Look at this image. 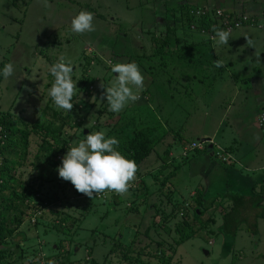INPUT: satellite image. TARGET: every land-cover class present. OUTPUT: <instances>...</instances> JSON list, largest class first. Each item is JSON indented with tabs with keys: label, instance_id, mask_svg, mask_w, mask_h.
<instances>
[{
	"label": "rangeland",
	"instance_id": "obj_1",
	"mask_svg": "<svg viewBox=\"0 0 264 264\" xmlns=\"http://www.w3.org/2000/svg\"><path fill=\"white\" fill-rule=\"evenodd\" d=\"M145 2L115 0V11L102 7L96 11L91 5L79 6L72 0H48L47 8L42 0H0V117L23 119L21 128L28 143L24 162L16 164L15 172L16 179L25 185L17 191L24 200L19 224L0 243V264H163L164 260L169 264H264V219L258 220V237L246 225L235 240L221 232L222 214L232 208L227 197L264 177L243 175L238 166L233 169L235 173L218 167L191 181L187 176L190 160L201 153L209 154L210 145L215 156L222 149L207 135L218 124L207 117L208 112L212 114L210 109L198 104V95L185 89L186 81L178 78L177 91H171L175 72L173 75L169 70L171 59L178 62L172 58L178 57L175 44L178 50L195 47L186 49L184 57H210L204 61L218 72L233 61L231 70L239 71L237 57H264V0L217 1L207 6L203 1L185 0L172 5L166 24L164 12L159 8L153 12L155 5L149 3L146 8ZM184 4L195 5L196 12L181 8ZM198 9L207 12L206 21L217 27L228 25L220 11L229 13L232 22L250 19L251 23L228 29V44L215 46L210 41L215 33L199 30ZM82 10L93 14L95 31L75 34L71 20ZM190 16L193 18L187 20ZM245 36L254 47L247 44ZM165 39L176 43L169 46ZM104 45L109 46L108 52ZM61 55L73 62L72 79L77 82L71 112L58 109L48 94L54 83L49 67ZM223 57L227 59L224 66L216 68L214 61H224ZM118 62H135L145 77V86L139 100L114 113L109 111L104 93L115 80L117 74L111 67ZM7 63L13 64L15 71L5 79L2 73ZM240 72L242 78L245 70ZM196 77L211 81L198 72ZM151 94L162 95L167 105L162 116L165 126L156 124V116H149L143 105L153 97ZM170 107L177 116L171 120ZM47 113H55L59 120L54 127L62 133L59 141L50 142L32 131L36 122L49 123ZM263 115L264 108L257 121L262 129ZM184 126L186 131L181 130ZM5 128L0 123V147L8 135ZM97 131L118 139L117 150L139 166L126 195L101 193L89 198L59 177L57 169L68 149ZM196 135L201 140H195ZM173 136L178 137L176 143L181 140L179 147L176 143L169 147ZM202 141L204 149L194 150L193 143ZM49 144L58 151L38 161L42 148ZM173 155L174 160L170 158ZM204 187L208 188L205 192ZM14 214L15 210L9 211L10 217ZM249 216L251 222L255 220L254 211Z\"/></svg>",
	"mask_w": 264,
	"mask_h": 264
},
{
	"label": "crops",
	"instance_id": "obj_2",
	"mask_svg": "<svg viewBox=\"0 0 264 264\" xmlns=\"http://www.w3.org/2000/svg\"><path fill=\"white\" fill-rule=\"evenodd\" d=\"M72 1L79 6H84L86 4L91 5V7H93L96 11L98 7L115 11V6H117V4H115V0H96L95 2L94 0H77V2L74 0ZM199 1H203L205 6H207L211 2H226L229 0ZM184 2L185 0H146L144 7L150 3L155 5V10L153 12L159 8L162 12H164L163 21L166 24L165 18H170L169 12L172 8V5ZM256 5L258 8L259 4L257 3ZM65 29H70V26H66ZM69 42L70 41H68L66 44ZM122 45L124 46V44ZM103 49L108 52L109 46L104 45ZM122 51L123 50H121L119 53H122ZM172 58H177L178 62H175L172 59L171 61L169 60V70L173 72V75L175 72V75L172 79L173 83L171 82V91H177L179 87L178 84L180 83L178 78H181V81H186V85L184 86L185 89L193 93L195 96L198 95V97H196L198 104L201 102L203 104L202 107L206 108L207 110L210 109L212 114L208 112L207 117L214 118L215 122L218 124V128L214 129L212 134H207L209 136L208 139H213L218 144V147L222 149L224 148V150L229 149L233 154V157L231 155L233 160L230 163H222L215 157L214 154H212L213 150L209 147V154L201 153L190 160V171L188 172L187 176L191 179V181L202 179L209 172L217 170L218 167L224 168L228 172L235 173L233 169L237 168L238 166L239 168L237 169L240 170L239 172L243 175L245 174L246 176L252 175V177H264V129L258 127L257 125L260 110L264 108V57H237L238 59L235 60L240 63L239 69L245 70L242 78L240 70L236 71L235 73L231 70V68L235 67V61H233L232 65L228 64V68L226 67L218 72L215 70L212 71V68H210V62L204 61L210 57H197L196 59L190 57ZM223 58L224 61H227L226 57ZM248 61H251V64L247 63ZM204 63H206L207 66H205ZM194 70L195 72L192 73ZM197 72L202 76L207 75L210 77L211 81L205 82L201 79H198V77H196ZM151 95L153 96V94ZM162 98V95H154L153 97L148 98V100H144L145 103H143V105L147 107L149 116H156L154 118L156 124L162 123L165 126L162 116L163 110L166 109L165 107L167 105L165 102L163 104ZM215 110L217 112V116L215 115ZM173 115L177 117L173 112L172 107H170V120L171 118H174ZM224 116L226 117L224 118ZM186 128L187 127L184 126L181 130L186 131ZM171 131L172 130H170V133ZM257 136L258 138H256ZM167 137L168 136L161 140V143L166 141ZM177 138L178 137L176 136L171 137V143H169V147L176 143L175 140H177ZM195 140L201 139L196 135ZM180 144L181 140L175 144V147H179ZM186 148L187 147L184 149ZM170 151L169 155H171ZM170 158L173 160L175 159L174 155ZM251 182L252 183L248 188H244V190L240 192L238 190L236 193H240L251 202L253 201L252 198L255 197L260 198V200L263 199L260 202V206L264 207V179ZM207 190L208 188L205 189L204 187L203 192ZM228 211L229 210L226 212ZM249 211H254L255 217V214L260 210H253L250 208ZM225 213L222 214V219Z\"/></svg>",
	"mask_w": 264,
	"mask_h": 264
},
{
	"label": "clouds",
	"instance_id": "obj_3",
	"mask_svg": "<svg viewBox=\"0 0 264 264\" xmlns=\"http://www.w3.org/2000/svg\"><path fill=\"white\" fill-rule=\"evenodd\" d=\"M42 3L44 7H50L48 0H42ZM93 20L94 16L91 12L82 10L72 18L71 31L75 34L93 32L95 31ZM212 31L215 33L212 37L215 46L228 44L230 31L221 30L215 25ZM245 39L250 47H254L250 38L245 36ZM214 64L216 68H221L225 61L218 59ZM14 71L13 64L7 63L2 74L7 79L14 74ZM73 71V62L64 55L59 56L57 62L49 67L54 83L48 94L54 105L66 112H71L73 109L72 100L77 90V82L72 79ZM111 71L117 74L114 82L107 88L102 84L101 87L106 89L104 95L109 111L119 113L129 102L139 100V93L145 86V77L135 62L115 63ZM118 145V139L106 138L103 131L87 134L85 140H81L78 146L68 149L62 157V164L57 169L59 177L70 181L78 193L89 198L101 193L126 195L137 178L139 166L134 160L122 155L117 150Z\"/></svg>",
	"mask_w": 264,
	"mask_h": 264
},
{
	"label": "trees",
	"instance_id": "obj_4",
	"mask_svg": "<svg viewBox=\"0 0 264 264\" xmlns=\"http://www.w3.org/2000/svg\"><path fill=\"white\" fill-rule=\"evenodd\" d=\"M181 8H186L188 12H196V7L192 5L184 4L180 6ZM200 17L198 18L200 21V31H204L208 34H212V27L214 26V22L206 21V18H208V15H206L204 10H199ZM197 11V12H198ZM202 11V12H201ZM228 14L229 17L230 14L226 13L224 16ZM193 16H190L189 19L191 20ZM197 18V16H196ZM230 19V18H229ZM243 23H251L249 21L250 19H241ZM190 22V21H188ZM228 25H221L218 27L219 29H225ZM237 30L238 28H234ZM210 40V39H209ZM213 41V40H210ZM166 44L169 46L172 45V43H176V40H173L172 43H168V40L165 39ZM174 47H176L175 52H177L178 57H184L188 50L186 49H194L195 47H185L184 49L178 50L177 45L175 44ZM160 49H163L160 47ZM188 56H192L189 54ZM193 57V56H192ZM47 116L50 117L48 120L46 119L47 124H41L40 122H36L33 125L32 131L37 132L41 136H43L44 139H49L50 142L59 141L60 137L62 136V133L60 130H55L54 127L59 123L55 117V113L52 115H49L47 113ZM52 118V119H51ZM0 123L4 124L6 127L5 130H8V135L5 137L3 141V145L0 147V157H1V167H0V199L2 200L0 204V216H1V222H0V243L3 244L5 242V239L13 234L19 224V212H20V206L21 203L24 202V200L17 195V191L20 189H25V185L23 181L20 179H16V164H22L24 162V152H26L28 143L27 138H24L23 136V130L21 126L24 123L23 119L14 118L10 119L8 115H2L0 117ZM24 126V125H23ZM14 133V134H11ZM21 135V136H20ZM28 136V135H26ZM63 149V147H61ZM58 149L54 148L53 145L49 144V146H46L42 148V152L40 155L37 156V160H41L44 158V156L49 155L50 157L52 154L56 153ZM39 164H37V167ZM25 192V191H24ZM25 196V194H24ZM229 198L233 206L232 208L226 212L223 216V224L221 226V232L222 234L231 240H235L239 230L242 228L243 225H246L248 230L253 232L254 237H258V219L264 218V207L260 206V202L263 200H260V198H252L253 201H249L245 198V196L241 195L240 193H236L233 195H230ZM17 202H20V204H17ZM6 203H9L11 206H7ZM201 205V202H200ZM252 208L253 210H260L255 214V220L252 222L250 221V214L249 210ZM15 210L16 215L14 214V218L9 216V211ZM163 264H169L164 260Z\"/></svg>",
	"mask_w": 264,
	"mask_h": 264
},
{
	"label": "built area",
	"instance_id": "obj_5",
	"mask_svg": "<svg viewBox=\"0 0 264 264\" xmlns=\"http://www.w3.org/2000/svg\"><path fill=\"white\" fill-rule=\"evenodd\" d=\"M202 12V11H201ZM198 13H200L199 11H198ZM219 14L220 15H225L224 14V12L223 11H220L219 12ZM230 17L228 16V14L226 15V23H228V26H227V30L229 29V30H235L234 28L236 27V28H238V27H240L241 26V24H242V21H241V19H240V21H237V22H232L231 21V18L229 19ZM228 20V21H227ZM261 126H263L264 127V115L262 116V122H261ZM205 142L204 141H202V142H197V143H193V145H192V147L193 148H196V149H204V148H202V145L204 144ZM216 156L219 158V159H221L223 162H225V163H228V162H230V160H231V156L229 157V155L225 152V150H223V149H220L219 151H217L216 152Z\"/></svg>",
	"mask_w": 264,
	"mask_h": 264
},
{
	"label": "water",
	"instance_id": "obj_6",
	"mask_svg": "<svg viewBox=\"0 0 264 264\" xmlns=\"http://www.w3.org/2000/svg\"><path fill=\"white\" fill-rule=\"evenodd\" d=\"M210 148H212V147L210 146ZM205 253L208 255L209 254V251L205 250Z\"/></svg>",
	"mask_w": 264,
	"mask_h": 264
}]
</instances>
